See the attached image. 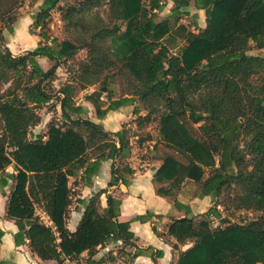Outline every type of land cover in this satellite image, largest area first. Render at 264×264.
Listing matches in <instances>:
<instances>
[{
  "label": "trees",
  "instance_id": "trees-1",
  "mask_svg": "<svg viewBox=\"0 0 264 264\" xmlns=\"http://www.w3.org/2000/svg\"><path fill=\"white\" fill-rule=\"evenodd\" d=\"M22 1L0 0V189L9 187L4 211L19 227L14 244H25L38 264H66L83 252L87 263L99 264L93 259L98 247L130 244L132 234L117 220L123 192L107 189L129 184L134 173L129 130L124 124L116 132L106 130L81 117L87 108L75 102L78 91L103 83L106 106L100 92L85 97L98 119L132 105L137 129L155 123L152 148L161 143L185 160L173 154L159 159L152 176L155 193L185 208L177 192L191 182L199 196L210 197L202 214L189 215L185 208V216L168 224L177 251L174 264H264V56L248 53L264 49V0H172L170 15L160 20L151 12L162 8L159 0H42L32 22L40 39L32 49L13 54L3 28L13 33ZM190 3L204 11L205 25L198 33L182 28L185 43L171 53L164 40ZM55 9L67 34L61 41L48 34ZM81 50L85 55L78 58ZM39 58L50 66L44 69ZM61 65L69 79L55 88ZM53 98L67 123L50 119L46 138L30 140V128L41 119L38 110ZM133 135L138 146L153 140L148 133ZM107 159L113 163L106 187L86 200L70 231L71 205L83 200L75 199L69 177L79 172L88 182ZM235 212L253 215L232 222ZM149 215L135 219L145 222ZM212 219L223 224L214 226ZM151 229L162 236L154 224ZM0 264L12 263L0 259Z\"/></svg>",
  "mask_w": 264,
  "mask_h": 264
},
{
  "label": "crops",
  "instance_id": "crops-1",
  "mask_svg": "<svg viewBox=\"0 0 264 264\" xmlns=\"http://www.w3.org/2000/svg\"><path fill=\"white\" fill-rule=\"evenodd\" d=\"M163 1L164 6L160 9V15L162 18H166L170 15L174 3L172 0ZM187 8L188 12L189 9H191L193 16L196 14L199 15L202 21L200 27H204V11L195 9L192 3H190ZM104 106H106V104ZM86 113L91 114L90 106H87ZM131 115L132 105H126L116 110L108 111L104 117L100 119L96 116L94 118L91 117L92 119L89 117V119L102 123L104 128L110 132H116L121 129L122 125L126 123ZM134 137L136 138V136ZM128 162L130 167L134 170V173L128 177L129 184L123 185L119 182L115 186L107 187V189L108 192H123L117 220L121 224H124L127 231L132 234L131 238H129L130 244L123 246V244L118 241L106 243L103 247L97 248V252L93 256V259L95 261L100 260L101 262L99 264H174L177 258V251L172 248L175 239L166 233L168 224L171 222V219L185 216V208L188 209L189 215L196 216L202 214L210 206V197L199 196L197 192L192 193V190L190 191L187 189L189 183H185L177 192V200L183 204L185 208H176L171 200L155 193L152 176L155 168L160 163L159 159L156 164H149L147 161H144V163L139 164V167L131 163L130 158H128ZM112 163L113 161L111 159L102 161L96 174H94L88 182L84 181L80 184L81 186L78 188L79 194L75 199L80 198L83 201H75L74 208H70L67 219V227L70 231L75 230L86 200L93 192L106 187L110 179ZM6 194L1 196L0 201V229L3 232V235L0 237V259L6 260L12 264H38L29 253L25 244L16 246L13 242V233H15L19 227L14 220L5 217L4 205ZM100 201L101 205L104 207L106 205L105 194L100 197ZM146 214L150 215L145 222L135 219L137 216ZM41 216L45 217L43 213ZM152 224L162 233V236L152 231ZM187 246L188 245L179 244L180 249H185ZM120 247L124 248L127 252V254H125L127 259L117 262V258L112 259L109 255H116V252L113 250ZM86 258L87 253L83 252L77 260H66L65 262L66 264H89ZM44 263L57 264L55 260H47Z\"/></svg>",
  "mask_w": 264,
  "mask_h": 264
},
{
  "label": "rangeland",
  "instance_id": "rangeland-1",
  "mask_svg": "<svg viewBox=\"0 0 264 264\" xmlns=\"http://www.w3.org/2000/svg\"><path fill=\"white\" fill-rule=\"evenodd\" d=\"M42 0H23L22 3L17 7L16 9V19L12 24L13 27V33L7 32L5 28H3V35L5 37V42L8 48L11 50L13 54H19L22 53L25 50L32 49L34 46H36L37 41L40 39L37 35L38 29L32 27V22L34 20V15L38 10V6ZM63 5V3H60ZM104 7H102L100 10L103 15H105ZM187 15V16H186ZM185 16H181L178 18L177 23L175 24V31H173L172 35L170 37H167L164 42L169 47V50L171 53H176L180 49V47L185 43V40L183 38L184 30H190L194 33H198L199 29L201 28L200 25L202 24V21L199 17V15H195L196 19H192L193 13L191 12V9H189L188 14ZM156 19L160 20L162 19L160 15V11L156 14ZM184 28V30L182 29ZM48 34L51 38L57 39L58 41H61L67 37V34H65L63 29V22L60 20L59 12L57 9L53 10L51 12V16L48 20ZM250 54H259L261 56H264V49L257 50V49H251L248 51ZM85 55V51L81 50L77 53L78 58H83ZM39 62L41 66L44 69H47L51 62L47 60L46 58H39ZM67 79H69V75L67 74L65 70V66L61 65L57 68V77L53 82V86L55 88H58L62 83H64ZM103 85V83H97L92 86H88L84 90H80L75 95V102L77 104H83L87 108V106L91 107V114L90 113H81V117H87V118H94V109L88 100L85 99V97L90 94L93 91L100 92V88ZM111 92L113 97L118 96V89L119 87L115 85H110ZM100 100L107 104V94L106 92H100ZM89 104V105H86ZM133 108V106H132ZM89 110V109H88ZM38 113L40 114V122L30 128L28 138L30 140H34L37 138H41L44 140L46 127L45 124L50 119H53L58 125L63 126V123H67L60 115V111L58 108V102L56 98H53L52 101L45 104L38 110ZM143 114V112H142ZM91 115V116H89ZM91 118V119H92ZM135 116L132 114L129 119H127L124 126L129 130V141L132 148V154L130 153L129 158L130 162L133 163L135 166L139 167V164L144 163V161H147L149 164H156L158 162V159H161L166 154H173L175 155L180 161H185L180 155L174 153L173 151L167 149L163 144H158L156 149L151 148L155 142V139L157 138V131L155 128V123L148 124L144 129H137L135 122H134ZM151 134L153 137V140L146 139L144 140L140 146H138L137 139L134 137L133 134H141L144 136V134ZM151 146V147H150ZM8 171H11V168L9 167L7 169ZM80 173H76L73 177H69V185L75 189V197L79 194V187L80 184L84 182V180H80L79 176ZM190 191L192 190V193H195L197 191V187L195 188V185L191 182H189V187H187ZM0 189V201L1 196L5 195L9 191V187L4 190ZM211 204V201H210ZM72 208H74V202L71 205ZM37 213L41 216L42 211L38 208ZM253 214L251 212L244 213V212H235L234 214L229 216V220L232 222H242L248 220ZM42 217V216H41ZM43 220H46V217H42ZM212 224L214 226H221L223 223L218 219H212ZM116 252V255H109L111 258H117V262H120L122 260L127 259V252L124 250V248H116L113 250Z\"/></svg>",
  "mask_w": 264,
  "mask_h": 264
},
{
  "label": "built area",
  "instance_id": "built-area-1",
  "mask_svg": "<svg viewBox=\"0 0 264 264\" xmlns=\"http://www.w3.org/2000/svg\"><path fill=\"white\" fill-rule=\"evenodd\" d=\"M158 5H160V6L163 7V6H164V1H163V0H159V1H158ZM159 11H160V10H159L158 8H156V7H154V8L151 9V12H152V13H156V14H157Z\"/></svg>",
  "mask_w": 264,
  "mask_h": 264
}]
</instances>
